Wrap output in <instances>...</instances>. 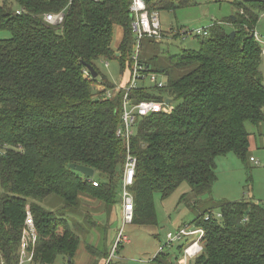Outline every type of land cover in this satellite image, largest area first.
<instances>
[{"label": "trees", "instance_id": "1", "mask_svg": "<svg viewBox=\"0 0 264 264\" xmlns=\"http://www.w3.org/2000/svg\"><path fill=\"white\" fill-rule=\"evenodd\" d=\"M130 4L0 1V35H7L0 36V255L5 264H17L26 208L37 231L32 264H55L60 257L72 264L80 238L69 215L81 217V197L120 206L127 150L137 161L129 188L137 226L157 225L156 194L167 199L184 182L196 197L211 194L218 157L233 153L246 162L251 134L245 125L264 124V64L252 35L264 0L234 2L233 15L195 36L196 50L166 55L154 71L139 55L143 74L159 72L166 81L163 88L138 82L128 94L131 105L170 101L171 110L136 118L126 146L116 135L123 127L125 91L102 76L98 64L114 59L124 83L130 75L135 45ZM188 4L193 3L147 0L148 10L159 12ZM60 12V25L44 21ZM118 28L122 36L114 51ZM167 33L162 31L163 40L179 37ZM70 165L92 169L97 177L86 178ZM50 197L60 199L61 208L47 210L43 203ZM218 211L213 217L206 210L192 221L204 231L202 251L192 264H264V204L224 201ZM105 248L87 247L94 264L109 260ZM182 249L179 245V255ZM152 261L169 264L163 253Z\"/></svg>", "mask_w": 264, "mask_h": 264}, {"label": "rangeland", "instance_id": "2", "mask_svg": "<svg viewBox=\"0 0 264 264\" xmlns=\"http://www.w3.org/2000/svg\"><path fill=\"white\" fill-rule=\"evenodd\" d=\"M236 1L238 0H191L193 4L177 7L174 11H160L162 31L168 32V36L179 32V37L169 40L162 39L159 43L156 42L157 44L154 43V40L144 37L141 41V62L147 64L149 69L154 71L156 65L164 64L166 55H177L188 49L196 50L198 43L195 31L209 28L214 23L221 22L233 15L236 12L233 3ZM224 28L226 31L231 30L229 25H224ZM182 29L191 31L192 34L182 35ZM255 32L264 38V13L259 17ZM0 36L5 38L7 35L1 33ZM119 37L120 30L117 29L114 31L113 37L114 51H116ZM153 55L157 57V62L148 59ZM262 60L264 64L263 56ZM107 63V67L104 66L103 61L98 64L100 74L112 84L124 83L125 76L121 75L118 62L113 59ZM261 70L264 72V66L261 67ZM157 75L166 81L161 73L157 72ZM245 128L252 136L246 162H241L233 153L218 157L216 159L217 179L209 195L196 197L185 182L176 188L167 199L163 200L160 195H154L156 226L123 225L121 204L116 207L100 204L102 207H98V203L81 197L79 199L80 206H82L81 217L69 215L77 225L75 231L80 238V249L84 248L85 251L86 248V251L89 252L88 246L96 247L98 250H103L106 247L105 249L109 252L108 259L109 261L111 259L114 264H156L152 259L159 253L165 255L166 263L181 264L178 248L183 243L167 246L166 235L168 233L174 232L182 226L192 227L194 218L202 215L206 210H210L211 215L216 217L219 213L218 204L224 201L248 200L264 204V132L263 136H259L249 123L245 125ZM250 158L255 163H251ZM96 177L94 175V178ZM182 197L183 199H181ZM117 199L119 200V195H117ZM43 206L47 210L55 211L61 208L62 202L58 198L50 197L44 201ZM101 209L104 210V213ZM120 231L122 239L118 241ZM160 246L164 248L163 252L158 251ZM161 257L162 255H159L160 259H162ZM62 262L60 257L55 264H65ZM80 263L78 262V264Z\"/></svg>", "mask_w": 264, "mask_h": 264}, {"label": "built area", "instance_id": "3", "mask_svg": "<svg viewBox=\"0 0 264 264\" xmlns=\"http://www.w3.org/2000/svg\"><path fill=\"white\" fill-rule=\"evenodd\" d=\"M133 22L131 29L135 39L134 52L131 56L132 67L130 75L126 82L122 85L125 94L123 96V112L122 122L123 127L117 130V136H123L128 145V140L132 135V126L138 117H147L152 114L169 113L171 108L167 102L157 101H141L136 105H131V101L128 97L130 91L137 87L138 82L145 83V86H153L156 88H163L165 81L155 73L143 74L144 68L140 65L139 55L141 53V41L144 37H148L155 42L159 43L162 40V29L160 24V13L159 11H149L147 7V0H131L130 8ZM63 13L47 14L44 16V21L50 25L57 26L63 22ZM179 33V32H176ZM175 33V34H176ZM180 34V33H179ZM182 35L192 34L191 31L182 29ZM207 28L203 30L195 31V36L206 35ZM254 40L261 46V54L264 56V42L262 38L254 31ZM107 67L108 64L105 63ZM101 89V87H99ZM250 161H253L251 158ZM136 158L133 157L127 150L125 157L123 176H122V189L120 193V204H121V221L123 225L132 224L134 215V198L129 191V188L133 184ZM96 185L95 183H92ZM220 215H218L219 217ZM207 219V218H206ZM204 237V231L193 226H183L178 228L176 231L168 233L167 246L172 244H182V254L180 263L181 264H192V261L201 253L202 245L201 240ZM122 239L121 231L118 235V241ZM37 241V231L34 226V221L29 209H26L24 218V224L21 231L20 244L17 251V264H32L34 259V248ZM164 248L159 247L160 252H163ZM105 261L104 264H108ZM0 264H5L4 260L0 255Z\"/></svg>", "mask_w": 264, "mask_h": 264}, {"label": "crops", "instance_id": "4", "mask_svg": "<svg viewBox=\"0 0 264 264\" xmlns=\"http://www.w3.org/2000/svg\"><path fill=\"white\" fill-rule=\"evenodd\" d=\"M160 13V12H159ZM261 16V15H260ZM119 29V28H118ZM117 30V29H116ZM120 30V29H119ZM121 36H122V33H121V30H120V37H119V41L117 42V46L119 45L120 41H121ZM262 40L264 42V38L262 37ZM116 45V44H115ZM264 46V45H263ZM264 57V56H263ZM106 67V66H105ZM124 83H122L121 85H123ZM264 110V109H263ZM254 130L256 131V133L259 135V136H263V132H264V124L258 126L257 128H254ZM252 137V136H251ZM251 159V158H250ZM249 159V161H250ZM251 163H255L254 160L253 161H250ZM253 202H257V201H253ZM98 207H101L99 204H98ZM101 211L104 213V210L101 209ZM85 251H86V248H85ZM84 251V248L80 249V247H78V250L76 252V255L73 259V263L72 264H78V262H81L80 264H83V262H86V264H94V257L92 256V254L90 252H87L85 253ZM104 260H101L99 262V264H104L103 262ZM63 263V262H62Z\"/></svg>", "mask_w": 264, "mask_h": 264}, {"label": "water", "instance_id": "5", "mask_svg": "<svg viewBox=\"0 0 264 264\" xmlns=\"http://www.w3.org/2000/svg\"><path fill=\"white\" fill-rule=\"evenodd\" d=\"M234 35V33H230V36L232 37ZM87 70L90 72L92 78H96L97 77V73L94 71V69L90 66H87L86 67ZM170 101H167V104L169 103ZM69 168L75 170L76 172H79L80 174H82L84 177L86 178H92L93 175H94V172L92 169H89V168H86V167H83V166H79V165H70Z\"/></svg>", "mask_w": 264, "mask_h": 264}]
</instances>
